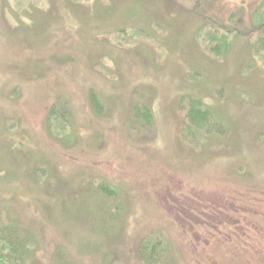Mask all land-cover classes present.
<instances>
[{
  "label": "rangeland",
  "instance_id": "obj_1",
  "mask_svg": "<svg viewBox=\"0 0 264 264\" xmlns=\"http://www.w3.org/2000/svg\"><path fill=\"white\" fill-rule=\"evenodd\" d=\"M0 264H264V0H0Z\"/></svg>",
  "mask_w": 264,
  "mask_h": 264
},
{
  "label": "trees",
  "instance_id": "obj_2",
  "mask_svg": "<svg viewBox=\"0 0 264 264\" xmlns=\"http://www.w3.org/2000/svg\"><path fill=\"white\" fill-rule=\"evenodd\" d=\"M18 242H19L18 245H14L16 251L19 250V248H23V246H25V244H24V240L21 239V240H19ZM7 243H8L9 246L13 247L11 244H9V242H7ZM25 247H26V246H25ZM16 251H15V252H16Z\"/></svg>",
  "mask_w": 264,
  "mask_h": 264
}]
</instances>
